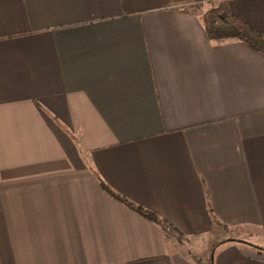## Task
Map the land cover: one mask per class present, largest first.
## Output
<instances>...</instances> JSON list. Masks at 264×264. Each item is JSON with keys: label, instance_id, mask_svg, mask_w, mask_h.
<instances>
[{"label": "crops", "instance_id": "crops-1", "mask_svg": "<svg viewBox=\"0 0 264 264\" xmlns=\"http://www.w3.org/2000/svg\"><path fill=\"white\" fill-rule=\"evenodd\" d=\"M211 1L264 38V0ZM207 10L0 0V264H205L102 184L227 235L206 264H264V54Z\"/></svg>", "mask_w": 264, "mask_h": 264}, {"label": "trees", "instance_id": "trees-1", "mask_svg": "<svg viewBox=\"0 0 264 264\" xmlns=\"http://www.w3.org/2000/svg\"><path fill=\"white\" fill-rule=\"evenodd\" d=\"M202 20L206 34L210 40L223 41L231 39L242 41L252 49L264 54V38L262 35L248 24L231 15L226 8L212 7L202 15ZM102 187L116 200L120 201L147 220L157 224L166 235H173L175 233L174 228L153 211L133 203L128 198L110 190L104 184H102ZM177 236L181 238L180 235ZM215 245L216 244L213 246Z\"/></svg>", "mask_w": 264, "mask_h": 264}, {"label": "rangeland", "instance_id": "rangeland-1", "mask_svg": "<svg viewBox=\"0 0 264 264\" xmlns=\"http://www.w3.org/2000/svg\"><path fill=\"white\" fill-rule=\"evenodd\" d=\"M214 2L211 0H194V7L199 10L200 14L208 8H212ZM175 241V246H180V249L188 254L192 259L196 261L203 260V262H207L209 252L214 244H217L219 241L224 240L227 238V235H219L217 239H215L212 244H209V241H205L203 244H194L189 241L184 240V238H180L177 235H171ZM252 242V241H250ZM205 260V261H204Z\"/></svg>", "mask_w": 264, "mask_h": 264}, {"label": "water", "instance_id": "water-1", "mask_svg": "<svg viewBox=\"0 0 264 264\" xmlns=\"http://www.w3.org/2000/svg\"><path fill=\"white\" fill-rule=\"evenodd\" d=\"M230 240V239H229ZM212 255H213V250L211 251V259H212Z\"/></svg>", "mask_w": 264, "mask_h": 264}]
</instances>
